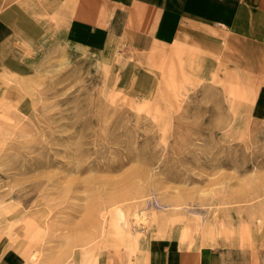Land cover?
<instances>
[{
  "label": "rangeland",
  "instance_id": "rangeland-1",
  "mask_svg": "<svg viewBox=\"0 0 264 264\" xmlns=\"http://www.w3.org/2000/svg\"><path fill=\"white\" fill-rule=\"evenodd\" d=\"M124 47L21 41L14 72L0 65L23 100L0 104V238L33 264H96L153 236L264 233V119L245 106L264 57L200 80ZM124 220L130 244L111 223Z\"/></svg>",
  "mask_w": 264,
  "mask_h": 264
},
{
  "label": "crops",
  "instance_id": "crops-1",
  "mask_svg": "<svg viewBox=\"0 0 264 264\" xmlns=\"http://www.w3.org/2000/svg\"><path fill=\"white\" fill-rule=\"evenodd\" d=\"M21 41L28 47L64 42L99 52L123 45L134 55L152 53L154 60L163 52L166 69L170 64L180 74L208 80L264 57V0H0V65L7 64L10 72ZM257 80L253 100L245 106L261 120L264 69ZM16 89L0 80V104L20 106L23 100L12 96ZM180 238L153 236L129 256L112 252L96 264H264V233L215 235L200 246ZM237 249L244 252V262L232 259L230 250ZM0 264L33 262L25 250L0 238Z\"/></svg>",
  "mask_w": 264,
  "mask_h": 264
},
{
  "label": "bare ground",
  "instance_id": "bare-ground-1",
  "mask_svg": "<svg viewBox=\"0 0 264 264\" xmlns=\"http://www.w3.org/2000/svg\"><path fill=\"white\" fill-rule=\"evenodd\" d=\"M105 7V6H104ZM107 14V13H106ZM105 17V16H104ZM109 17V16H108ZM183 26V25H182ZM158 48H160V47H158ZM159 50V49H158ZM161 51V50H160ZM159 53H161V52H159ZM152 54V53H151ZM254 95V94H253ZM253 98H251V100H252ZM252 102V101H251ZM50 169V168H49ZM90 211L88 212V214L90 215ZM134 221H136V222H141V221H139L140 219H144V217L142 218V215H143V213L141 212V213H138V211H134ZM102 216V215H101ZM112 223V226H113V228L115 229V233H116V235H117V238H118V241H120V242H123V243H129L130 241H126L125 239H122L121 237L123 236V238H125V235L126 236H130L131 238H129L128 240H131V241H133V240H135V238L137 237V232L135 233V231L133 230V231H129L127 228H126V225H127V220H124V223H126V224H124V223H122L121 225L119 224V222L118 221H112L111 222ZM133 229H135V227L133 228ZM36 235V234H35ZM34 237V236H33ZM126 241V242H125ZM130 244V243H129ZM36 253H35V251L33 250V251H31L30 252V254H29V256H28V258H29V261H34V263H35V260H36Z\"/></svg>",
  "mask_w": 264,
  "mask_h": 264
}]
</instances>
